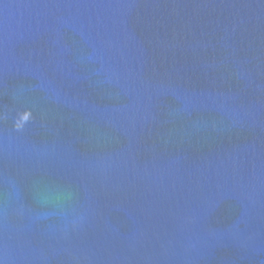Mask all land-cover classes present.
Masks as SVG:
<instances>
[{
  "label": "water",
  "instance_id": "water-1",
  "mask_svg": "<svg viewBox=\"0 0 264 264\" xmlns=\"http://www.w3.org/2000/svg\"><path fill=\"white\" fill-rule=\"evenodd\" d=\"M0 264H264V0H0Z\"/></svg>",
  "mask_w": 264,
  "mask_h": 264
},
{
  "label": "clouds",
  "instance_id": "clouds-1",
  "mask_svg": "<svg viewBox=\"0 0 264 264\" xmlns=\"http://www.w3.org/2000/svg\"><path fill=\"white\" fill-rule=\"evenodd\" d=\"M30 116H31L30 111L25 109L22 113L19 114V118L16 119L15 127L20 128L22 126V123L28 120Z\"/></svg>",
  "mask_w": 264,
  "mask_h": 264
}]
</instances>
